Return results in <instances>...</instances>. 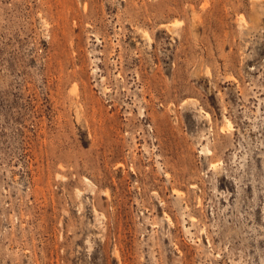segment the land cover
<instances>
[{"label": "rangeland", "instance_id": "obj_1", "mask_svg": "<svg viewBox=\"0 0 264 264\" xmlns=\"http://www.w3.org/2000/svg\"><path fill=\"white\" fill-rule=\"evenodd\" d=\"M0 264H264V0H0Z\"/></svg>", "mask_w": 264, "mask_h": 264}]
</instances>
